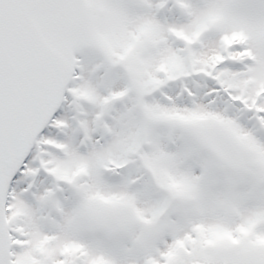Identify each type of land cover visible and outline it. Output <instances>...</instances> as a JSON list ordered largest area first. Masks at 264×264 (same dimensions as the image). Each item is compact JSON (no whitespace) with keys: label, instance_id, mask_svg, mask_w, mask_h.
I'll use <instances>...</instances> for the list:
<instances>
[{"label":"snow or ice","instance_id":"6c2138e0","mask_svg":"<svg viewBox=\"0 0 264 264\" xmlns=\"http://www.w3.org/2000/svg\"><path fill=\"white\" fill-rule=\"evenodd\" d=\"M0 264H264V0H0Z\"/></svg>","mask_w":264,"mask_h":264}]
</instances>
